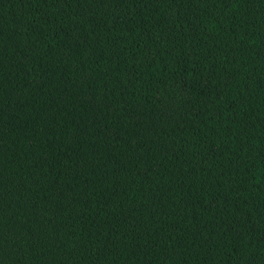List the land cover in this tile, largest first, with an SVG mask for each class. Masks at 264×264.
Masks as SVG:
<instances>
[{
	"label": "trees",
	"instance_id": "16d2710c",
	"mask_svg": "<svg viewBox=\"0 0 264 264\" xmlns=\"http://www.w3.org/2000/svg\"><path fill=\"white\" fill-rule=\"evenodd\" d=\"M0 264H264V0H0Z\"/></svg>",
	"mask_w": 264,
	"mask_h": 264
}]
</instances>
